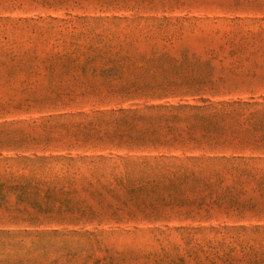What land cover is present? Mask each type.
Masks as SVG:
<instances>
[{
	"label": "rangeland",
	"instance_id": "374dc122",
	"mask_svg": "<svg viewBox=\"0 0 264 264\" xmlns=\"http://www.w3.org/2000/svg\"><path fill=\"white\" fill-rule=\"evenodd\" d=\"M0 264H264V0H0Z\"/></svg>",
	"mask_w": 264,
	"mask_h": 264
}]
</instances>
